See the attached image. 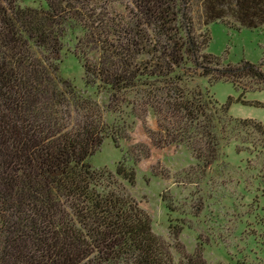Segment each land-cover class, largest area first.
<instances>
[{"label":"trees","instance_id":"1","mask_svg":"<svg viewBox=\"0 0 264 264\" xmlns=\"http://www.w3.org/2000/svg\"><path fill=\"white\" fill-rule=\"evenodd\" d=\"M193 3L200 29L264 25V0H0V264H177L120 183H134L133 168L118 162L112 173L89 158L119 138L106 104L135 105L136 94L163 143L201 138L206 164L225 131L264 135L263 123L230 116L229 102L190 86L196 74L264 82L261 64L222 65L205 51ZM68 56L82 65L81 85L63 71ZM186 264L207 262L194 254Z\"/></svg>","mask_w":264,"mask_h":264},{"label":"rangeland","instance_id":"2","mask_svg":"<svg viewBox=\"0 0 264 264\" xmlns=\"http://www.w3.org/2000/svg\"><path fill=\"white\" fill-rule=\"evenodd\" d=\"M201 14L193 3L195 28L210 37L206 52L222 65L249 62L261 64L264 72V25L237 29L215 21L200 29ZM63 71L81 85L83 68L76 58L68 56ZM197 83L219 104L229 102L230 116L264 124V82L243 78L240 88L196 74L190 86ZM130 99H137L135 105L120 99L102 110L119 138H106L89 163L112 173L118 162L133 168L134 183H120L148 214L153 233L169 245L177 264L194 254L207 264H264V135L227 130L221 135L222 143L228 139L225 146L206 164L210 153L201 138L188 135L187 144H164L150 106L139 94ZM99 101L105 105L103 95Z\"/></svg>","mask_w":264,"mask_h":264}]
</instances>
